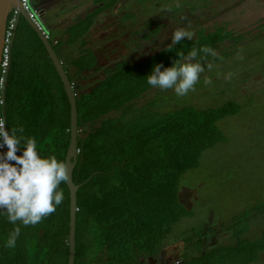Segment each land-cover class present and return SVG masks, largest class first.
Instances as JSON below:
<instances>
[{
    "label": "trees",
    "instance_id": "16d2710c",
    "mask_svg": "<svg viewBox=\"0 0 264 264\" xmlns=\"http://www.w3.org/2000/svg\"><path fill=\"white\" fill-rule=\"evenodd\" d=\"M119 2L94 0L98 7L80 18L68 34L72 39L84 38L99 15ZM160 29L155 26L146 36L156 35ZM242 36L227 26L208 33L201 30L196 38L171 44L138 63L122 62L90 85L82 83L99 73L94 49L85 48L82 56L70 62L61 59L74 84L78 107L75 264H143L168 244L174 225L193 214L180 199L181 179L200 165L207 150L227 140L219 123L238 114L242 105L229 100L217 107L183 105L164 110L158 100L143 104L138 100L155 88L147 83L155 64L171 66L179 58L178 52L187 54L193 47L207 45L217 56H198L205 65L220 58L217 50L223 44L231 45ZM54 47L59 54L60 41ZM70 67L78 73H70ZM0 110L9 128L22 127L23 135L36 138L43 155L66 162L71 140L69 98L44 42L21 17L14 30ZM116 112L118 117L111 116ZM60 188L64 200L55 212L36 225L25 227L17 222L21 235L15 248L4 246L16 225L0 210V264H68L67 181ZM256 213L264 214V201L234 217L229 226L232 242L206 244L205 227L192 229L184 238L188 244L180 251L181 259L173 264L258 263L264 254V226L260 236H248Z\"/></svg>",
    "mask_w": 264,
    "mask_h": 264
},
{
    "label": "rangeland",
    "instance_id": "374dc122",
    "mask_svg": "<svg viewBox=\"0 0 264 264\" xmlns=\"http://www.w3.org/2000/svg\"><path fill=\"white\" fill-rule=\"evenodd\" d=\"M30 2L33 8L43 9L37 0ZM57 4L50 6L55 10ZM118 10L132 14V19L126 15L122 27H115L120 16L116 18L118 14L113 13H119ZM66 11L62 6L57 9L60 13ZM37 19L43 30L51 35L49 12L42 16L38 13ZM104 22H114L109 32L114 36L99 40L93 35L95 44L100 48L114 45L116 51L124 50L122 53L126 55L130 51L126 33L129 27L131 39L136 40L138 33L146 32L150 26L164 27L152 41L144 37L145 46L128 60L134 63L171 45L172 34L177 29L192 31L193 38L201 30L208 33L219 26L243 34L242 40L234 39L231 45L228 42L222 45L224 50H217L220 58L208 62L212 64L211 70L208 63L205 64L200 80L187 95L178 97L173 89L155 87L138 100L139 104L158 100L163 103L161 109L164 110L183 105L217 107L229 100L241 103L238 114L219 123L227 140L207 150L200 165L187 171L181 179L180 199L193 214L174 225L173 236L156 260L170 258L166 264L179 261L180 251L188 244L184 238L200 226L208 233L206 244L232 242L229 226L234 217L264 201V0H123L103 19ZM105 75V72L97 73L82 84L90 85ZM205 77L211 78L210 85L204 84ZM118 115L119 112L111 114ZM263 226L264 214L256 213L248 236H260ZM151 262L147 260L145 264ZM256 264H264V254Z\"/></svg>",
    "mask_w": 264,
    "mask_h": 264
},
{
    "label": "clouds",
    "instance_id": "9594fccd",
    "mask_svg": "<svg viewBox=\"0 0 264 264\" xmlns=\"http://www.w3.org/2000/svg\"><path fill=\"white\" fill-rule=\"evenodd\" d=\"M194 33L185 29H177L171 37V44H179L187 38L193 39ZM211 55L216 57V51L207 45L199 49L193 47L187 54L178 52L171 66L161 63L153 66L147 83L162 90L173 89L176 96H185L194 90L205 71V65L196 58ZM202 57V58H203ZM209 70L212 64L208 63ZM210 77L204 78V84L210 85ZM0 147H6V152H0V210L6 212L9 223L16 227L5 240V247L15 248L21 235V227L36 225L45 217L56 211L64 200V192L60 188L62 182L69 181V172L65 163L55 155L45 156L38 149L35 137L23 135V128L6 125L0 118ZM22 154H18L19 149Z\"/></svg>",
    "mask_w": 264,
    "mask_h": 264
},
{
    "label": "water",
    "instance_id": "95a60500",
    "mask_svg": "<svg viewBox=\"0 0 264 264\" xmlns=\"http://www.w3.org/2000/svg\"><path fill=\"white\" fill-rule=\"evenodd\" d=\"M20 10V15L23 16L30 24V26L38 33L41 40L44 42L48 54L53 61L61 80L64 84L65 90L67 92L69 102L71 105V140L66 155L65 165L69 172V181H67V186L70 191V232H69V261L68 264H75L76 257V224H77V211H78V198L77 193L80 184L74 181V170L78 163V107H77V94L75 91L74 84L70 80L64 62L61 60L57 50L54 47V43L45 35V32L40 30L36 23L30 19L28 13L22 7L19 0H0V71L1 63L3 59V50L5 46V36L8 26V20L10 14L15 9ZM40 15L43 14V10H40ZM18 18V22H19ZM17 22V24H18Z\"/></svg>",
    "mask_w": 264,
    "mask_h": 264
},
{
    "label": "crops",
    "instance_id": "0c3cea01",
    "mask_svg": "<svg viewBox=\"0 0 264 264\" xmlns=\"http://www.w3.org/2000/svg\"><path fill=\"white\" fill-rule=\"evenodd\" d=\"M38 1V0H37ZM123 0H121L122 2ZM39 5L41 6V9L46 12H49L51 16V22H50V29L52 30V33L50 36V39L54 40V43L57 44L60 41V50H59V56L64 62H70L75 57L82 56L83 52L85 51V48H91L95 49L96 45L93 39L94 32L98 30L99 32H102L103 29H106L107 25L109 23H102L98 29H95L98 24H95L92 29L87 33V35L82 39H72L71 35L68 34V30L80 19L85 17L88 13L92 12L95 8L98 7L94 3V0H62V2L58 5L57 9H60L62 6L67 11L64 13L57 12V9L53 10L50 6L49 0H39ZM121 2L113 6L112 8L106 10L101 15H99L97 21L101 22L103 19L109 15L111 10L115 9ZM126 8V7H125ZM119 13H113V14H123L125 11L121 12V10H118ZM126 14V13H124ZM97 23V22H96ZM106 27H103V26ZM86 44V45H85ZM95 44V45H94ZM70 73L75 75L78 73L77 69L75 67H70Z\"/></svg>",
    "mask_w": 264,
    "mask_h": 264
},
{
    "label": "flooded vegetation",
    "instance_id": "af4514ba",
    "mask_svg": "<svg viewBox=\"0 0 264 264\" xmlns=\"http://www.w3.org/2000/svg\"><path fill=\"white\" fill-rule=\"evenodd\" d=\"M49 1H50V3H55V4L56 3L60 4L62 2L61 0H49ZM38 2H39V0H38ZM127 14H128V16L132 15L131 13H128V12H126V14H120L119 15L120 17L117 19V21L115 23L116 24L115 27H117V26L122 27L124 25L121 22L122 21L124 22V19H127L126 18ZM115 17L117 18L118 15H116ZM22 19H24L23 16H21V20ZM129 19H132V18H129ZM101 23H102V21L100 23L97 21L96 24H98V26L95 29H98V27H100L102 25ZM113 23L114 22H112V24L109 23L107 25L108 29L107 28L103 29L102 32L98 33V30L95 31L94 35L97 36V38L99 40H104V39L106 40V39H109L111 36H114V35H111L109 33L112 30L111 26L113 25ZM155 26L156 25H153V26H150V27L153 28ZM103 27H106V26L104 25ZM151 28H149V30H147L146 32L144 30L143 32L138 33V39L137 40L135 38L131 39L132 38V35H131L132 29L130 27L128 28V31L126 33H127L128 48L130 49L129 55H126V53H122V51H124V50L121 51V49L116 51L115 50L116 47L114 45L113 46H109V44H107V45L101 47L102 49L100 48L99 45H96L95 49L97 50L96 51L97 56H98L97 67L99 68L98 69L99 73H102V72L106 73L107 70L114 69L118 64H120L122 62H129L128 60L132 56H134V52H138L139 49H141L142 47L145 46L144 42L142 41L144 39V37H146L147 39H150L152 41L153 37L158 36L161 33V31L163 30L164 27L162 26L160 31L156 35H152L150 37H147L146 34L151 30ZM113 39H115V38H113ZM140 61H138V62H140ZM169 259L170 258H168V259L166 258L165 260H160V259L156 260V257H153V258L150 257L147 260H148V263L152 261L150 264H152V263H154V264H166V263L169 262ZM146 261H144L143 264H145Z\"/></svg>",
    "mask_w": 264,
    "mask_h": 264
},
{
    "label": "built area",
    "instance_id": "2783aa9c",
    "mask_svg": "<svg viewBox=\"0 0 264 264\" xmlns=\"http://www.w3.org/2000/svg\"><path fill=\"white\" fill-rule=\"evenodd\" d=\"M22 4L24 10L28 13L31 20H33L40 30L45 32V35L50 38L49 34L43 30L42 25L37 19V14L39 9L33 8L30 0H19ZM20 15V10L17 8L13 10V12L9 16L8 26L6 30L5 36V46L3 50V59L1 63V71H0V106L4 103V91H5V82L6 76L9 70L10 59H11V44L14 36V30L17 26L18 18ZM0 118L5 120V116L3 112L0 110ZM6 122V121H5ZM6 147H0V152H5Z\"/></svg>",
    "mask_w": 264,
    "mask_h": 264
}]
</instances>
